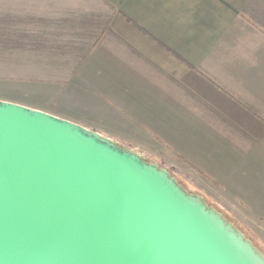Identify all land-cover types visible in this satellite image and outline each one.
<instances>
[{
    "label": "crops",
    "instance_id": "obj_1",
    "mask_svg": "<svg viewBox=\"0 0 264 264\" xmlns=\"http://www.w3.org/2000/svg\"><path fill=\"white\" fill-rule=\"evenodd\" d=\"M176 1L0 0L2 83L85 80L122 129L264 208V0ZM126 83L149 113L120 105Z\"/></svg>",
    "mask_w": 264,
    "mask_h": 264
},
{
    "label": "water",
    "instance_id": "obj_2",
    "mask_svg": "<svg viewBox=\"0 0 264 264\" xmlns=\"http://www.w3.org/2000/svg\"><path fill=\"white\" fill-rule=\"evenodd\" d=\"M0 264H264V255L136 151L0 101Z\"/></svg>",
    "mask_w": 264,
    "mask_h": 264
},
{
    "label": "rangeland",
    "instance_id": "obj_3",
    "mask_svg": "<svg viewBox=\"0 0 264 264\" xmlns=\"http://www.w3.org/2000/svg\"><path fill=\"white\" fill-rule=\"evenodd\" d=\"M166 1L175 5L176 0ZM196 1L184 0L188 3ZM239 2V0L236 2L223 0L222 5L237 8ZM170 9L172 10L173 7ZM2 81L3 78L0 77V101L27 105L33 109L52 113L61 119L65 118L78 123L86 130L101 134L122 148L136 151L146 162L167 170L188 193L201 196L208 206L222 213L226 221L245 235V238L249 239L252 245L264 255V208L251 207L249 203L239 199L240 197L235 194L238 193L237 191L227 192L224 185H221L222 182L219 183L205 174L187 155L174 149L170 150L168 146L165 147L153 134H147V138L141 137L144 133L141 126L140 129L137 124H134L129 125L130 128L127 130L122 129L123 124L120 123L119 116L109 118L106 115L108 104L100 90L97 94L85 80H77L73 85L74 80L26 85L2 83ZM125 85L120 88L119 95L115 93L118 95L120 105L125 106L126 101L134 111L133 114L149 113L145 112L146 105L141 106L143 105L141 100L135 104L138 101L135 97V87L129 86L128 83ZM130 90L132 92H129ZM93 93L98 96H94ZM122 100L123 104H121ZM193 102L195 98L191 96L190 103L193 104ZM147 108L151 111L150 105ZM122 122L126 123L124 119ZM199 141L201 146L207 145L206 141L202 139Z\"/></svg>",
    "mask_w": 264,
    "mask_h": 264
}]
</instances>
